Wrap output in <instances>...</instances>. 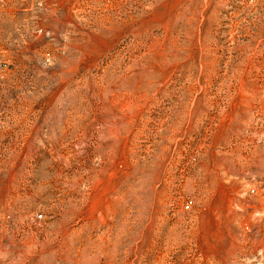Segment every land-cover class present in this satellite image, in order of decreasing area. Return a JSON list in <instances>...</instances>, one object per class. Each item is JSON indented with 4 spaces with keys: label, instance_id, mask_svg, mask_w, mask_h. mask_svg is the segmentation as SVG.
Instances as JSON below:
<instances>
[{
    "label": "rangeland",
    "instance_id": "374dc122",
    "mask_svg": "<svg viewBox=\"0 0 264 264\" xmlns=\"http://www.w3.org/2000/svg\"><path fill=\"white\" fill-rule=\"evenodd\" d=\"M0 264H264V0H0Z\"/></svg>",
    "mask_w": 264,
    "mask_h": 264
},
{
    "label": "built area",
    "instance_id": "2783aa9c",
    "mask_svg": "<svg viewBox=\"0 0 264 264\" xmlns=\"http://www.w3.org/2000/svg\"><path fill=\"white\" fill-rule=\"evenodd\" d=\"M41 217V216H40Z\"/></svg>",
    "mask_w": 264,
    "mask_h": 264
}]
</instances>
